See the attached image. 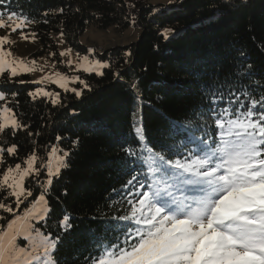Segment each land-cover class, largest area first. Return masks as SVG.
<instances>
[{
  "label": "trees",
  "instance_id": "obj_1",
  "mask_svg": "<svg viewBox=\"0 0 264 264\" xmlns=\"http://www.w3.org/2000/svg\"><path fill=\"white\" fill-rule=\"evenodd\" d=\"M5 4L33 21L25 28L38 43L33 57L58 56L57 35L73 51L87 54L80 38L90 26L104 30L134 25L140 30L130 44L94 52L107 67L102 75L79 76L84 81L78 85L79 97L61 92L54 105L50 99L29 95L36 86L27 75L0 77L5 104L22 125L15 135L11 130L0 134V148L5 149L0 167L22 163L34 149L47 165L53 148L58 156L69 153L67 166L45 193L51 214L36 224L46 235L63 236L55 253L59 264H84L94 236L103 233L101 217L123 214L127 205L126 201L122 205L119 193L134 171L123 149L138 143L134 124L142 123L148 143L157 150L176 142L168 138L170 122L183 123L202 106L207 108L206 86L211 91L223 86L225 94L229 87H238L241 78L235 73L249 65L251 75L243 84L251 87L255 98L264 96V87L254 86L257 81L264 86V0H175L168 6L148 0H5ZM134 83L136 89L131 87ZM12 144L17 145V154L9 157L6 149ZM46 178L47 168L39 180ZM26 187L33 196L17 211L24 205L29 208L41 195V184L32 177ZM7 203L14 206L13 197ZM0 213L4 216L3 210ZM65 214L72 225L67 233L59 227ZM106 238L114 242L112 233Z\"/></svg>",
  "mask_w": 264,
  "mask_h": 264
},
{
  "label": "snow or ice",
  "instance_id": "obj_2",
  "mask_svg": "<svg viewBox=\"0 0 264 264\" xmlns=\"http://www.w3.org/2000/svg\"><path fill=\"white\" fill-rule=\"evenodd\" d=\"M29 22L33 21L24 13L0 0V29L6 30L0 36V74L7 71L10 78L19 74L17 62L7 59L11 54L2 46ZM20 35L27 38L23 31ZM67 54L61 52L60 56ZM67 64L71 66L72 59ZM79 67L102 75L99 69L107 65L82 57ZM250 69L251 65L235 73L241 78L238 87H229L227 94L223 86L215 91L206 86L208 107L202 106L183 123L170 122L168 138L176 141L172 144H161L157 150L148 143L142 123L134 124L138 143L123 149L126 163L134 171L119 193L122 205L126 201L127 206L122 208L123 214L101 217L103 233L94 236L84 264H264V96L255 98L251 87L243 84V78L251 75ZM55 75L59 79L42 77L36 83L48 79L77 97L81 95L67 87L68 77ZM72 81L84 83L79 76ZM254 86L264 87L259 81ZM131 87L136 89L138 85ZM29 95L33 99L47 96L54 105L59 100V93L42 88ZM5 98V92L0 91V101ZM11 112L10 106L0 110V134L11 130L15 135L22 127L8 115ZM196 119L203 124H197ZM198 130L203 134L196 135ZM6 152L9 157L16 156L17 145L7 147ZM4 153L5 149L0 148V165L5 163ZM68 155L65 151L57 158L54 171L35 149L22 163L0 167V210L13 216L6 221V227L0 225V264H59L55 253L63 236H53L51 232L46 235L30 221L39 224L50 216L52 209L45 193L59 177L61 168L67 166L64 161ZM45 168L47 178L40 181ZM28 177L41 184L36 203H44L43 214L26 210L25 217H18L16 208L33 196L31 187H26ZM12 197L15 208L7 203ZM5 219L0 215V221ZM70 220L65 214L59 221L64 233L72 228ZM109 233L114 242L106 238ZM18 237L28 241V246L20 247Z\"/></svg>",
  "mask_w": 264,
  "mask_h": 264
},
{
  "label": "rangeland",
  "instance_id": "obj_3",
  "mask_svg": "<svg viewBox=\"0 0 264 264\" xmlns=\"http://www.w3.org/2000/svg\"><path fill=\"white\" fill-rule=\"evenodd\" d=\"M175 0H148L150 4L158 5L161 4L163 6H168L170 3L174 2ZM243 1V0H242ZM6 19V17H5ZM29 25V24H28ZM26 25L21 30H18L16 33H12L10 35V43L7 48H3L4 51L9 52L11 55L7 57L8 60H15L18 66L19 74L16 77L21 75H27L29 77L30 83L34 84L37 88H42L46 92L51 93H61V92H71L73 91H65L64 89L60 88L57 84L52 83L51 80L45 79L41 83H36L37 81H41L42 77H51L52 79H59L55 74L60 73L65 77H68L67 87L69 89H75L81 92V87L78 85H82L79 81L73 82L72 78L76 76H80L82 74H88L89 72L83 71V67H86L87 64H84L83 67H79L81 65V58L87 57L89 61H98L95 57L94 52H100L107 48L114 47V46H121L127 45L134 42L138 35L139 29L136 28L134 25H129L128 27H122L120 25H111L107 29H98L95 26H90L86 29V31L82 34L80 38V43L88 49L87 54H80L78 52L73 51L70 47L65 43L64 38L62 35H57V42H58V56H54L53 54L49 53L45 56L40 57H33L32 53L38 49V43L33 39L31 35H29L28 31H25L27 28ZM23 31L24 35L27 37L26 39H22L20 32ZM6 30L0 29V36L5 35ZM70 50V51H68ZM61 52H67L68 54L65 56H60ZM72 59L73 64L69 66L67 61ZM63 61V63H61ZM103 64V63H102ZM27 69H34L33 71H28ZM102 69H99L102 72ZM95 73L96 72H90ZM3 74H6L10 77V73L7 71ZM0 74V77L3 75ZM81 80V79H80ZM36 92V90H35ZM75 94V93H74ZM40 97H45L50 99L47 96L37 95ZM51 100V99H50ZM60 101V96L58 103ZM4 107H7L5 101H0V110H3ZM9 116H13L12 113L8 114ZM57 152H52L50 161L48 165L52 167L53 171L57 166ZM30 177L26 178V183L28 182ZM14 207L15 208V198L13 197ZM29 201H25L23 204H28ZM22 205V204H21ZM20 205V206H21ZM28 206H22L20 211L16 210L18 217H25L26 210L30 212H37L39 211L40 214H43L44 203H36L33 202ZM18 209V208H16ZM1 215V213H0ZM3 216V215H2ZM11 216V217H10ZM4 217H10L12 219V214L4 213ZM6 218L3 221H0V225L6 227ZM34 226H36V221L31 220ZM18 245L20 247L28 246V241L23 239V237H18Z\"/></svg>",
  "mask_w": 264,
  "mask_h": 264
}]
</instances>
